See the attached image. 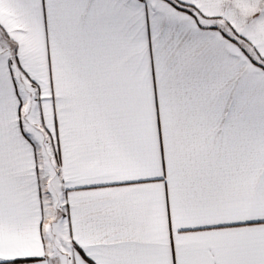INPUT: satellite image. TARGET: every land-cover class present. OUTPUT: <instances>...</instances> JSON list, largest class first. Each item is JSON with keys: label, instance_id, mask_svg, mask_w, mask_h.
I'll list each match as a JSON object with an SVG mask.
<instances>
[{"label": "snow or ice", "instance_id": "6c2138e0", "mask_svg": "<svg viewBox=\"0 0 264 264\" xmlns=\"http://www.w3.org/2000/svg\"><path fill=\"white\" fill-rule=\"evenodd\" d=\"M0 264H264V0H0Z\"/></svg>", "mask_w": 264, "mask_h": 264}]
</instances>
